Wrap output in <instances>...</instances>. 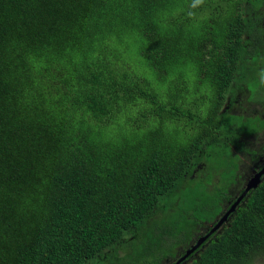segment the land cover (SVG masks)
<instances>
[{
  "label": "trees",
  "instance_id": "16d2710c",
  "mask_svg": "<svg viewBox=\"0 0 264 264\" xmlns=\"http://www.w3.org/2000/svg\"><path fill=\"white\" fill-rule=\"evenodd\" d=\"M232 8L233 0H0V264L107 255L105 264H159L188 245V222L173 236L159 225V203H179L199 160L223 158L219 173L231 184L241 160L232 147L246 151L249 129H262L264 73L244 72L254 70L247 57L236 67ZM260 45L255 36L250 61ZM249 88L261 108L228 114ZM205 183L202 200L217 207L224 190L208 194ZM228 219L187 264L264 260V177Z\"/></svg>",
  "mask_w": 264,
  "mask_h": 264
},
{
  "label": "rangeland",
  "instance_id": "374dc122",
  "mask_svg": "<svg viewBox=\"0 0 264 264\" xmlns=\"http://www.w3.org/2000/svg\"><path fill=\"white\" fill-rule=\"evenodd\" d=\"M264 2L260 1L259 6H261ZM251 90V94L249 96L254 98L255 100L257 99V96L254 93V90L252 88H249ZM250 106L247 104V107ZM237 113L236 108H232L228 114H233L234 116L236 115L237 117L241 115L244 116V114H248V111L246 110L240 114H234ZM261 120L263 119L262 117H259ZM237 120V119H236ZM236 120H233L236 122ZM239 121V119H238ZM252 130V129H249ZM232 150L234 153H236V149L232 147ZM264 159V153H262V158L255 163V165L252 166L250 165V155L247 153L242 154L241 156V163H240V168H239V173L241 175L239 176V180L242 181V185L240 186L243 187V185L246 183L248 178L251 176L253 170L256 169L258 164L263 161ZM233 161L235 159L233 158ZM194 171V181H187L185 184V189L180 191V197H179V204H168V202H162L159 203L157 209H161L164 207V217H162V221L159 224L160 226H164L168 231L171 232V234H174L173 236L179 235L175 234L179 230H183L185 227V223L188 222L187 226L189 227L190 232L196 233L192 237V242L193 244L196 239H200L202 237H205L210 234L211 229H213L218 222V220L221 218V216L224 214L226 208H228V205L226 204H221L219 202L217 204V207L213 206V208L208 207V204H204L202 197L207 194V192L203 191L205 187L203 184L205 183V179L208 177H205V172L208 171V173L211 175V172L213 170L218 169V172L224 171V169H227L226 167V162L224 161L223 158H216L214 161L210 162L207 159H204L203 162L199 160V162L196 164L195 162L191 165ZM196 177V179H195ZM227 178L223 177L222 173H215L211 176V180L209 183H205L207 187H209V192L208 194H219L223 192V188H219L214 185H219V184H226ZM239 181V183L241 182ZM213 186V187H212ZM238 186V185H237ZM233 189V196L235 195V191L237 188L233 185L229 186V189ZM186 189L189 190V193L186 195ZM239 189V188H238ZM196 190V191H193ZM199 190H201V193L199 195ZM187 196V197H186ZM202 213V212H205ZM154 212V211H153ZM186 226V227H187ZM229 227V219L226 220V222L220 226L217 227L212 234H210V238L205 239L204 244L206 245L208 242L211 241V238L214 239L215 237L221 235L226 229ZM172 236V237H173ZM138 246H135L134 249L136 250ZM143 250H137L132 258L129 260L132 261V259L137 258L141 255ZM108 256V255H107ZM106 256V257H107ZM102 258L97 261V263H93L90 261L84 262L83 264H105V258ZM258 264L263 263L264 260H257L255 261ZM161 264H166V260H164ZM255 264V263H253Z\"/></svg>",
  "mask_w": 264,
  "mask_h": 264
},
{
  "label": "clouds",
  "instance_id": "9594fccd",
  "mask_svg": "<svg viewBox=\"0 0 264 264\" xmlns=\"http://www.w3.org/2000/svg\"><path fill=\"white\" fill-rule=\"evenodd\" d=\"M262 1L264 2V0H262ZM233 6H237V9L232 8V12L238 14V15H236L238 18L234 17L237 21L233 24V39H232L233 46L236 47V50H237L238 55H239V56H235L236 67L241 65V60L243 58L247 57L249 59V63L247 65L250 67H253L254 70L247 69V70H244V72H248L250 74H255L260 79V75L262 73H264V36H263L264 35V3L261 6L258 5L257 7H253V5L250 3V0H242L241 3H238L237 0H233ZM224 8H225V11L227 13H230V11L226 5H224ZM242 25L244 26V28H241ZM255 36H257L260 39L261 45L258 49L260 54L256 58L255 62H253V61H250L249 54L251 51H253V48H251V47H252L253 38ZM237 39L239 40V46L236 43ZM258 71L261 72L260 75H258ZM261 76H263L261 78H264V75H261ZM258 94H263V93H258ZM254 101H255L254 99L248 98V105H250L254 108H257V109L261 108L259 103H258V100L255 101L256 103H254ZM238 103H241V102L239 101ZM260 117L263 118L261 120L262 121V129L260 131L258 130L257 132L255 129H252V132L247 135L248 137L249 136H258L257 138H260V139L264 138V126H263L264 112L261 111ZM235 149H237V148H235ZM258 158H262V156H260ZM263 161H264V159H263ZM263 161H262V163H263ZM240 163H241V161L239 162V164ZM262 163H261V167H262ZM255 173H256V171L248 178V180ZM194 174L195 173H193L192 176H194ZM263 177H264V175L261 176L260 180H262ZM247 181H246V183H247ZM245 184H244L243 189L245 188ZM219 185H214V186L218 187ZM219 188H223V190H224L225 184H223ZM240 194H241V191L237 195L239 196ZM175 204H179V203L176 202ZM231 204H229L228 208L231 206ZM228 208L225 210V212L228 210ZM227 218L220 224V226H222L226 222ZM212 233H213V231L210 234H212ZM210 234L207 235L205 237V239L210 238ZM205 239L202 240L201 243L189 255H187L184 259L179 261L178 264H187L186 259L188 257L198 256L199 255L198 252L205 246V244H204ZM197 240L198 239H196L195 242L190 247H188V249H190L197 242ZM187 246L183 249L182 253H176V249H178L180 247H176V248H174V250L169 251L166 254V259H164V260H166V264H174L175 262H177L185 254V252L188 250L187 249L185 251ZM164 260L160 261L159 264H161Z\"/></svg>",
  "mask_w": 264,
  "mask_h": 264
},
{
  "label": "flooded vegetation",
  "instance_id": "af4514ba",
  "mask_svg": "<svg viewBox=\"0 0 264 264\" xmlns=\"http://www.w3.org/2000/svg\"><path fill=\"white\" fill-rule=\"evenodd\" d=\"M264 36V35H263ZM255 93V92H254ZM251 94V90L248 89L247 91L244 92L243 95H241L240 97H238L235 101L238 102L240 101L242 105H240V103L238 104V106L234 107L233 108H236L237 109V113H234V114H240L242 112H244L246 110V107H247V104H248V98H249V95ZM258 94V93H257ZM255 100V99H254ZM257 101V100H255ZM244 117V116H243ZM263 126H264V121H263ZM260 136V135H259ZM258 136H249L248 139H247V146H246V151L242 150L240 151L239 149L237 150L236 149V153L233 152V154H236L237 156H239V158H241L242 154H245L247 153L248 155H250V165L253 166L255 165L256 162H258L261 158H258V159H255V153L254 151L258 150V148L264 144V138L263 139H260V138H257ZM242 161V160H239L236 164V161H235V176L233 178V182L231 184H225V189H224V198L220 201L221 204H226L229 206V204L232 203V201H234L237 197H238V193L242 190H243V187L240 188V186L243 184L241 180H239V176L238 173H239V168H237V166H240L239 162ZM261 163L262 161L258 164V166L256 167L255 170H253L252 174L256 171H258L260 168H261ZM195 171V170H194ZM219 173V172H217ZM213 171L211 172V176L213 175ZM251 174V175H252ZM209 176V173L208 171L205 172V177H208ZM239 181H241L239 183ZM235 186L237 188V190L235 191V195L233 196V189L230 188L229 189V186ZM238 185V186H237ZM239 188V189H238ZM209 190V187L207 188ZM227 209V208H226ZM194 234L196 235V233L194 232H191V236H190V240H189V243H188V246L187 248L185 249V251L188 249V247H190L192 244V237L194 236ZM184 248H178L176 249V253H182Z\"/></svg>",
  "mask_w": 264,
  "mask_h": 264
},
{
  "label": "water",
  "instance_id": "95a60500",
  "mask_svg": "<svg viewBox=\"0 0 264 264\" xmlns=\"http://www.w3.org/2000/svg\"><path fill=\"white\" fill-rule=\"evenodd\" d=\"M264 175V161L262 163V167L247 181L245 184V188L241 192V194L236 198V200L231 204V206L228 208V210L222 215V217L218 220L216 223L215 227L211 229L210 233L214 231L217 227L220 226V224L228 217L229 213L234 211L236 208V205L238 202L242 199V197L245 195V193L250 189L254 188L257 184L260 183L261 176ZM206 237V236H205ZM205 237H202L197 240V242L190 248L188 249L185 254L174 264H178L179 261L184 259L187 255H189L200 243L202 240L205 239Z\"/></svg>",
  "mask_w": 264,
  "mask_h": 264
}]
</instances>
